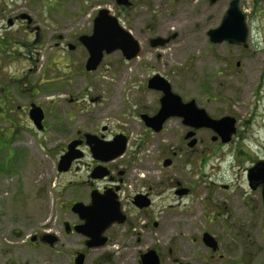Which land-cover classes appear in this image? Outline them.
I'll return each mask as SVG.
<instances>
[{
    "label": "rangeland",
    "instance_id": "1",
    "mask_svg": "<svg viewBox=\"0 0 264 264\" xmlns=\"http://www.w3.org/2000/svg\"><path fill=\"white\" fill-rule=\"evenodd\" d=\"M230 1L185 0L178 6L173 0H159L157 17H152L157 23L151 24L158 30L138 36L140 57L128 61L113 53L88 74L86 55L72 53L66 42L64 49L57 48L55 42L60 35L69 39L90 34L101 8L97 0H0V264L72 262L75 245L50 250L28 240L53 223L68 201L64 183L72 178L58 173V157L76 127L93 132L107 125L125 132L132 174L161 166V156L171 154L162 143L158 146L162 137L146 135L138 116L155 105V95L145 86L155 74L214 117L236 115L242 135L226 148H186L181 156L196 160L183 167L180 178L196 184L193 197L156 198L159 227L147 232L143 244L131 242L102 264H139L138 252L147 248L162 251V264H174L173 259L184 264H264V211L247 208L248 203L259 204V198L248 193L243 172L250 165L248 157H264V0H240L250 30L247 48L208 39ZM141 10L142 20L131 21L139 30L152 13ZM19 14L39 28L35 48L23 47L33 43L34 36L16 25ZM174 33L177 37L163 48L150 46V37ZM70 56L76 63L71 62L72 68L66 67ZM33 89L37 92L32 96ZM31 98L49 114L46 131L37 130L24 112L16 113L17 105L27 107ZM69 98L78 100L72 105ZM169 204L173 207L159 214ZM204 231L219 241V253L201 242ZM86 264H95L94 253Z\"/></svg>",
    "mask_w": 264,
    "mask_h": 264
},
{
    "label": "flooded vegetation",
    "instance_id": "2",
    "mask_svg": "<svg viewBox=\"0 0 264 264\" xmlns=\"http://www.w3.org/2000/svg\"><path fill=\"white\" fill-rule=\"evenodd\" d=\"M154 1L97 0V2L101 4V8L99 10L107 9L109 12H113L111 14L115 16L121 25H123L124 28L129 31L140 43V54L142 53V44L138 39V36H142L144 32L152 34L158 30V26L154 27V25L151 24L156 25L157 23V21H155L152 17L154 15L156 16V13L159 12V4L161 3L159 0ZM173 1L179 6L182 4V1L185 0ZM218 1L219 0H211V3L216 4ZM142 8H146L147 12L152 13L148 20H143L144 23L142 24L140 31L131 24V21L136 22V20H142L143 16H145L144 14H141L144 13V11L141 10ZM228 8L226 9L225 14L227 13ZM15 17L16 25L27 27L29 36H34V42H31V44H24L23 47L29 49L35 48L37 46L36 43L40 41V33L39 28L36 26L34 20L24 16L23 14H19ZM92 32L93 28L90 34L87 33L74 35L73 38L69 39H66L64 36L60 35L59 43L55 42V47L64 49L63 42H66L67 49L72 51V53L80 52L82 55H86V70L89 54L85 46L82 45L80 37L84 35H91ZM156 37L157 36L149 38V43L152 48L154 47L152 46L151 42ZM164 37L165 39H170V42L172 39L177 37V34L174 33L173 35L162 36V38ZM169 42L167 44H169ZM118 53L121 54L123 58H125L121 51H118ZM112 54H105L103 61ZM140 54L138 57H140ZM71 62L75 63V60L72 58V56H70L66 67L72 68L74 64ZM101 65L102 64H100V66ZM99 67L95 71L86 70V72L88 74H92L96 72ZM156 75L159 74L153 75L145 82L147 91L154 94L157 99L154 103L155 105L153 109L148 108V110L142 111L138 116H140L146 135L151 138L162 137L161 140L157 141L158 146L162 143V147L170 148L172 150L171 154L168 156H161L163 157L161 159V166L141 169L138 171V173L132 174L128 170V166L132 163L129 156L131 144L130 138L125 132H115V130H110L107 125L105 127L103 125L101 126L100 130H94L93 132L81 130L79 126L76 127L70 137H68L65 143H63L58 157V160H60L62 156L68 155L69 153L73 154L74 157L79 156L78 159L73 161L71 169L66 173L61 174L62 176L72 178L71 180H66L64 183L63 191L65 192L68 201L66 204H64L62 212L56 216V219L53 223L49 225L47 224L44 230L41 229L38 232L33 233V235L29 238L28 241L34 247L42 248L48 246L50 250H55L58 247H65L68 244H73L75 247H73L71 255L72 262L70 264H75V260L79 255L85 256L84 264H86L92 253L95 255V264H102L106 257L109 259L113 258L123 249L128 248V245H130L131 242L138 245L143 244L147 232L150 231L152 227L158 228L160 225L161 219L154 212V209H156V198L161 197V195H170L172 198L174 196L175 199L193 197L192 194L194 189H196V184H191V182L188 180L180 178V173L183 167L186 164H189L191 161L196 160L194 157L185 158L181 156L184 154L186 148L191 150H196L197 148L208 150L211 146H217V148H226L233 145V142L236 140H239L242 132L239 129L240 120L236 115L230 113L220 117H214L205 107L200 105L196 99H190L187 101V99L184 97V93H179L175 88V85L171 83L170 80L167 81L170 84L173 93L180 96L184 104L194 100L196 101V107L198 109H204L206 113L213 119H229L225 122L224 126L222 125V127L225 129L221 128L216 130L209 127L196 128L195 126L185 124L184 118L173 116L168 118L164 122L162 128L157 131L155 129L157 125L155 124L154 119L161 109V99L165 93L159 89L149 88V83L151 81L150 79ZM159 85L160 84L158 83V86ZM33 92L35 93L37 90H32V96L34 95ZM34 100V98H31L29 100L30 103L24 108H22L20 104L17 105L16 113L24 112L30 119V110L36 103H34ZM67 100L70 102V104L74 105L78 99L76 100L75 98H69ZM96 100H99V98L91 99L93 103L96 102ZM36 105L42 107V110H44L45 120L43 123L44 129L42 131H46V120L49 114L42 106L41 102L36 103ZM5 112L7 113V111ZM233 120H235V132L233 135H229L230 140L228 142H224V140L228 138L226 130ZM175 124H178V130H174L172 127ZM117 136L127 138V146L124 154L118 156L117 158L115 157L110 161H102V159L95 158V156L107 158L113 154L111 152L108 155V150L111 149L110 143H112ZM92 149L95 150V156ZM241 158L245 159L247 157ZM237 159L241 162L240 156H238ZM202 161L206 162L207 160L204 158ZM248 162L250 165L243 169L246 188L249 194H256L258 196L259 204L255 205L248 203L249 207L247 208H249L251 212L256 211L257 209L264 211V201L262 196L263 186L261 183H257L256 180L251 181L249 178V171L256 165L263 164L264 157H248ZM165 170H171V173L165 172ZM80 173L83 174V176L80 177ZM77 175L79 176L76 177ZM228 187L229 186L224 185L225 189H228ZM168 191H172V193L166 194ZM93 197H95V199ZM93 200H95L96 208L91 209L89 207L93 204ZM77 203L84 205L82 208L84 209L83 213L74 211L73 207ZM158 207H160V205H158ZM172 207L173 206L169 204L167 207L160 209L159 214H161V212H163L165 209L169 210ZM112 220L114 221L112 222ZM78 228H83L85 233L83 234L79 232ZM206 233L208 232L204 231L201 242L213 253H219L220 244L218 240H216L218 243V248L216 251L204 243V236ZM93 234L94 239L92 238ZM122 239H124V242L120 243ZM48 240H54V246H51L48 243ZM93 243H97V246L94 248L90 247V244ZM76 245H80L81 247H76ZM117 245H119L121 249H119ZM150 250H155V252H157L160 257V264H162L163 255L162 251L158 248H147L145 250L139 251V264H142V254H145ZM169 254L173 255L172 249H169ZM173 260L175 261L174 264H184L179 259Z\"/></svg>",
    "mask_w": 264,
    "mask_h": 264
},
{
    "label": "water",
    "instance_id": "3",
    "mask_svg": "<svg viewBox=\"0 0 264 264\" xmlns=\"http://www.w3.org/2000/svg\"><path fill=\"white\" fill-rule=\"evenodd\" d=\"M240 5V0H231L230 6L227 13L223 17L220 25L214 29L208 31V36L213 44H221L227 42L231 45H240L245 48L248 47V41L250 36V30L247 24V18L245 13L242 11ZM170 39H165L162 37L155 38L152 40L151 44L154 48L164 47L167 45ZM82 45L85 46L88 51L89 58L86 64L87 71H95L100 64H102L105 54H112L121 51L126 58V60L131 61L137 58L141 52L140 43L134 38V36L127 31L119 22V20L113 16L109 10L101 9L99 10L97 16L94 19L93 32L91 35H84L80 37ZM239 65V64H238ZM149 88L159 89L165 94L161 99V109L156 115L154 122L157 125L156 130L159 131L164 122L173 116H178L184 118V123L190 126H195L196 128L209 127L219 130L222 125L229 118H224L221 120L213 119L210 117L204 109H198L196 107V101L188 102L184 104L180 96L173 93L170 84L167 79L161 75H156L150 79ZM158 83L160 84L158 86ZM30 120L33 121L35 127L38 130H43V121L45 119V114L42 108L34 104L30 110ZM235 120L231 121L228 126L227 135L228 138L224 142L230 140V136L235 132ZM230 135V136H229ZM111 149L108 150L107 158H101L95 156V150H93L94 156L97 159H102V161H110L124 154L127 146V138L122 136H117L116 139L110 143ZM114 151V152H113ZM79 156H73L69 153L68 155L62 156L58 164V172L66 173L72 167L73 161L78 159ZM249 178L251 181L261 183L263 186L262 196L264 201V163L258 164L249 171ZM95 199V197H93ZM83 204L77 203L74 205L73 209L76 212L83 213ZM91 209L96 208L95 200L93 204L89 207ZM114 220H112L113 222ZM94 230V229H93ZM78 231L85 233L83 228H78ZM48 236V235H47ZM94 239V234L92 236ZM48 243L53 246L55 241L48 240ZM204 243L216 250L218 243L216 239L212 238L209 234H205ZM97 243L90 244V247L94 248ZM142 264H160V257L155 252V250H150L141 256ZM85 256L79 255L75 264H84Z\"/></svg>",
    "mask_w": 264,
    "mask_h": 264
}]
</instances>
